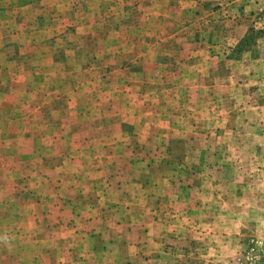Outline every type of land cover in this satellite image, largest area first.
Masks as SVG:
<instances>
[{
	"label": "rangeland",
	"instance_id": "obj_1",
	"mask_svg": "<svg viewBox=\"0 0 264 264\" xmlns=\"http://www.w3.org/2000/svg\"><path fill=\"white\" fill-rule=\"evenodd\" d=\"M194 4L0 0V264H96L110 188L151 166L188 179L211 112ZM260 239L238 264H264Z\"/></svg>",
	"mask_w": 264,
	"mask_h": 264
},
{
	"label": "crops",
	"instance_id": "obj_2",
	"mask_svg": "<svg viewBox=\"0 0 264 264\" xmlns=\"http://www.w3.org/2000/svg\"><path fill=\"white\" fill-rule=\"evenodd\" d=\"M195 2L204 19L200 53L211 110L205 148L186 151L193 158L188 179L177 178V164L151 166L143 182L115 194L121 200L110 188L108 216L96 214L88 255L96 264H238L248 246L264 241V132L254 131L264 125L254 117L264 104L252 99L264 94V0Z\"/></svg>",
	"mask_w": 264,
	"mask_h": 264
}]
</instances>
